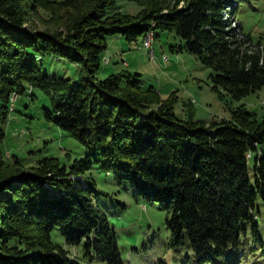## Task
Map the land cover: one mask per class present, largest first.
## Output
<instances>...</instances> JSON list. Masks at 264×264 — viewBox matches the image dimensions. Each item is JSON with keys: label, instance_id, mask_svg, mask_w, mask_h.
<instances>
[{"label": "trees", "instance_id": "1", "mask_svg": "<svg viewBox=\"0 0 264 264\" xmlns=\"http://www.w3.org/2000/svg\"><path fill=\"white\" fill-rule=\"evenodd\" d=\"M137 14L117 0H0V264H82L52 237L58 229L85 257L124 264L117 236L97 203L105 194L86 173L112 172L118 185L167 210L174 246L188 245L203 261L238 251L251 226L264 246L256 201L264 204V116L245 105L231 117L195 118L194 101L164 97L128 69L100 77L108 37L136 41L156 30L181 37L176 51L196 54L213 69L220 98L241 99L264 87V42L238 21L247 0H131ZM49 11L48 18L40 10ZM40 18L41 29L29 22ZM52 54L82 67L76 83L44 71L38 60ZM27 85L42 89L51 105L47 120L86 148L70 166L44 156L22 170L1 147L4 124ZM254 163L250 171V159ZM14 160V161H13Z\"/></svg>", "mask_w": 264, "mask_h": 264}, {"label": "rangeland", "instance_id": "2", "mask_svg": "<svg viewBox=\"0 0 264 264\" xmlns=\"http://www.w3.org/2000/svg\"><path fill=\"white\" fill-rule=\"evenodd\" d=\"M117 5L123 12L131 14H137L141 9L131 0H117ZM40 14L43 18L50 16L44 9ZM237 18L244 32L250 34L254 41L264 42V0L242 1ZM29 24L36 29L44 26L40 18L31 20ZM156 32V38L152 33L145 40L143 34L136 41L122 35L109 36L104 57L110 64L105 65L103 58L98 75L104 78L123 69L140 73L145 86L155 87L164 97L172 92L179 96L175 112L181 118L186 112L184 101L193 100L196 119H229L231 111L227 104L230 107L245 105L259 119L264 116V87L241 99H233L229 95L226 99L220 98L212 87L210 74L213 69L203 65L196 54L173 50L171 46L182 41L175 32L159 29ZM38 63L44 71L71 78L73 84L83 72L76 63L52 54L44 55ZM14 103L15 109L3 126L6 135L1 147L6 155H13L12 159L17 157L21 161L22 170L44 156L58 157L61 164L67 166L75 158L85 157L87 150L78 139L45 118L44 107L50 106L51 101L42 89L27 85L26 91L19 94ZM253 163L251 158V172ZM86 176H92L97 188L105 193L98 194L96 201L116 232L124 264H264V246L253 242L250 224H247V233H243L246 243L241 244L237 252L230 250L214 260L203 261L188 245L172 244L166 221L168 213L158 202L144 200L137 197L129 186L118 185L112 172L94 168ZM255 211L264 238V204L260 197ZM52 237L82 264H105L99 259L85 257L82 244H68L58 229L52 231Z\"/></svg>", "mask_w": 264, "mask_h": 264}, {"label": "bare ground", "instance_id": "3", "mask_svg": "<svg viewBox=\"0 0 264 264\" xmlns=\"http://www.w3.org/2000/svg\"><path fill=\"white\" fill-rule=\"evenodd\" d=\"M150 34H152V33H149L147 36H150ZM151 38H152V37H151ZM152 39H153V38H152ZM147 47L150 48V44L147 43ZM153 55H154V53H153Z\"/></svg>", "mask_w": 264, "mask_h": 264}, {"label": "crops", "instance_id": "4", "mask_svg": "<svg viewBox=\"0 0 264 264\" xmlns=\"http://www.w3.org/2000/svg\"><path fill=\"white\" fill-rule=\"evenodd\" d=\"M182 3H184V0H183V2Z\"/></svg>", "mask_w": 264, "mask_h": 264}]
</instances>
